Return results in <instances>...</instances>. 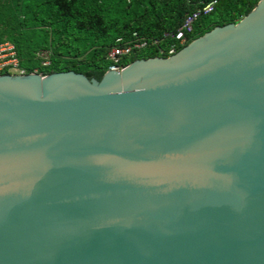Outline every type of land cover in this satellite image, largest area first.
Listing matches in <instances>:
<instances>
[{
    "label": "water",
    "instance_id": "obj_1",
    "mask_svg": "<svg viewBox=\"0 0 264 264\" xmlns=\"http://www.w3.org/2000/svg\"><path fill=\"white\" fill-rule=\"evenodd\" d=\"M0 264H264V0L101 80L0 75Z\"/></svg>",
    "mask_w": 264,
    "mask_h": 264
},
{
    "label": "trees",
    "instance_id": "obj_2",
    "mask_svg": "<svg viewBox=\"0 0 264 264\" xmlns=\"http://www.w3.org/2000/svg\"><path fill=\"white\" fill-rule=\"evenodd\" d=\"M212 0H0V42L15 45L27 74L75 71L101 80L119 37L150 42L124 61L168 57L171 36L186 16ZM260 0H217L194 25L188 44L217 26L238 23ZM158 40V44H153ZM163 50V52H161ZM46 54V57L42 55ZM45 59L50 62L44 65ZM3 74H11L8 70Z\"/></svg>",
    "mask_w": 264,
    "mask_h": 264
},
{
    "label": "built area",
    "instance_id": "obj_3",
    "mask_svg": "<svg viewBox=\"0 0 264 264\" xmlns=\"http://www.w3.org/2000/svg\"><path fill=\"white\" fill-rule=\"evenodd\" d=\"M217 5V0H212L202 7L198 8L193 13H190L184 19V22L179 29L173 34H165V36H171L173 42L167 49L168 56L176 54L180 49L185 47L189 40L190 35L194 31L195 23L203 15H208L214 12ZM153 44H158V40H154ZM150 45V42L144 38H140L137 32H133L129 38L119 37L116 39L115 45L110 48L107 59L110 62V71H121L125 68L124 61L135 52L146 49ZM163 52V50H161ZM46 57V54L42 55ZM50 62L45 59L44 65H49ZM8 70L11 74L12 71L17 72L16 74H24L25 71L21 68L20 60L17 54L16 47L11 42H0V75L2 72Z\"/></svg>",
    "mask_w": 264,
    "mask_h": 264
},
{
    "label": "rangeland",
    "instance_id": "obj_4",
    "mask_svg": "<svg viewBox=\"0 0 264 264\" xmlns=\"http://www.w3.org/2000/svg\"><path fill=\"white\" fill-rule=\"evenodd\" d=\"M12 73H15V74H16L17 72H15V71H12Z\"/></svg>",
    "mask_w": 264,
    "mask_h": 264
}]
</instances>
